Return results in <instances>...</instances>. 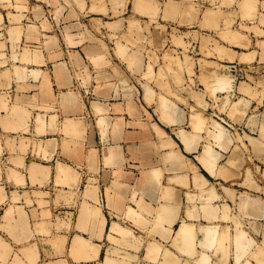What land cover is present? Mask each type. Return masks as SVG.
<instances>
[{
	"label": "rangeland",
	"instance_id": "1",
	"mask_svg": "<svg viewBox=\"0 0 264 264\" xmlns=\"http://www.w3.org/2000/svg\"><path fill=\"white\" fill-rule=\"evenodd\" d=\"M145 5L147 10L142 8ZM51 32L58 34L43 36ZM239 36H246L248 42ZM57 63L70 67L69 87L59 85L64 73L56 69ZM220 76L228 86L215 83L219 84ZM64 91L75 96L69 128L84 124L88 132L83 135L89 146L84 157L88 162H59L83 155L48 142L57 139L53 128L61 119V102H52L53 96H62ZM25 95L29 99L24 104ZM129 103L137 107L136 114L128 110ZM8 109L13 116L14 141L23 135L17 133L21 130L29 141L18 146L8 143L9 154L21 158L9 161L15 182L27 188L24 180L28 176L30 186L45 193V205L55 207L56 212L44 217L54 218L57 224L61 221L63 232L74 217L63 213L65 208H77L75 201H84L82 196L90 198L95 208L108 211L117 206L113 200L124 191L119 206L134 207L148 220L141 223L142 229L131 231L140 244L128 249L140 259L129 264H198V257L205 256L211 257H206L207 264H264V128L260 127L264 126V0H0V112ZM172 111L174 121L163 124L161 115ZM196 117L204 120L198 131L193 124ZM153 122L177 142V132L194 136L196 150L185 155L206 182L190 174L184 180L174 178L177 171L161 160L165 152L159 146L162 136L150 130L151 162L161 190L154 201L140 192L141 176L151 168L143 166L130 149L140 144L142 125L150 128ZM217 131L227 135L228 147L215 138ZM0 142L5 170L8 154ZM205 146L216 154L212 174L197 161L196 156L206 152ZM114 151L119 162L109 160ZM34 166L40 168L37 175L31 174ZM220 169L231 173L222 175ZM165 188L173 190L170 198L163 194ZM168 200L179 202L175 219L152 218L151 213L160 211ZM140 201L151 205V212L141 211ZM206 206L215 208L214 217L205 214ZM190 210H197V216L190 215ZM182 223L195 233L192 255L183 252L184 244L177 240ZM212 225L218 233L216 240H225L219 242L222 250L216 240L209 247L202 244L205 229ZM243 240L251 248L238 257L237 243ZM105 244L100 248L99 264H105L102 259L109 248L119 247L108 237ZM53 247L62 255L75 254L66 238ZM226 250L228 259L221 257ZM253 254L259 261L254 262Z\"/></svg>",
	"mask_w": 264,
	"mask_h": 264
},
{
	"label": "crops",
	"instance_id": "2",
	"mask_svg": "<svg viewBox=\"0 0 264 264\" xmlns=\"http://www.w3.org/2000/svg\"><path fill=\"white\" fill-rule=\"evenodd\" d=\"M11 28L13 29L14 27L12 26ZM57 34V32H51V34L48 35L44 33L43 36H45V38H49L57 36ZM130 61L135 65L137 64V61L135 62V59L133 58H130ZM58 67L59 70L62 69V72L64 73V80L59 85L63 87H69L71 82L69 71L70 67L68 66L66 68L63 63H57L56 69ZM215 83L222 87L228 86L226 84L227 80L223 81L222 83L219 82V84L216 81ZM53 97L54 98L52 102H61V119L57 125L55 123L53 128V132L58 136L57 139L54 138V140H48V142L52 143L53 145H59L60 150L66 146L69 148V151L80 152V155H83V158L81 159H76L77 157L68 159L66 157L67 159L60 160L59 162H88V160L84 157L86 156L87 151L85 149L89 148V146L83 137V135H86L88 132L86 131L83 121V127H77L74 129L69 128V121L72 120L70 115L73 113L71 108L75 109L72 107V102L75 96L73 98L71 93L64 91L62 96L58 95ZM27 98L29 99V96L25 95V97L22 99L24 104L27 102L25 100ZM45 101L50 102L48 99ZM128 105V110L133 114H136L138 110L134 103H129ZM171 114L174 115L173 111ZM161 118L162 116L160 119ZM12 119L13 116H11L9 109L7 112H0V141H2V146L4 145L5 147L6 155L8 154V156L5 157V170L3 168V162H0V264H99L97 261L100 259V248H105V241L107 237L110 240L112 239L116 241V246L119 245V247L117 246L118 248L115 249L109 248L106 255L102 259V263L129 264V262H133V259L136 257L139 260L140 255L136 254L135 251H130L128 249L135 248L138 244H140L138 241L139 237L133 235L131 231L142 229L145 226H142L141 223H148V220L146 219V216L144 217L141 215L140 212L134 207L127 209L125 206H119L121 200L120 198L125 197L124 191L120 193V198H118L116 201L113 200L114 204H117V206L115 207V205L112 206L110 204L113 209L111 208L108 211L98 207L95 208V203H93L90 198L82 196V200L84 199V201H75L76 204L79 205L77 208H65L66 210L63 213L74 215V217L71 218L70 228L64 232L59 228L61 226V221H58L57 224L54 218L49 219L48 217H44L51 211L53 214L56 212L55 207L50 206L48 208V206L45 205V202H47L45 193L38 190L34 186L31 187L28 176H25L26 179L24 181L28 186L25 188L19 184L20 182H15L17 178H15L12 174L13 164L10 162L11 160L14 162L15 156H19H17V154H9L11 147H9L8 143H13L17 146L20 143L22 145H27L29 143L23 130L17 132L23 135H21V137H17L16 141H14L15 137L13 136L14 132L12 131L14 125ZM161 122L166 124L162 119ZM150 130H153L160 137L162 136L159 146L165 152L163 156L164 158L162 157L161 160L163 162H168L170 168H172L174 171H177L174 178L184 180L187 178L188 174H190L192 177H194V179L199 177L204 182H206L205 177L198 173V168L196 172L192 171L191 164H196L193 163V161L191 162V160H189L185 155V152L194 153L196 149L193 151L186 150L180 139L177 142L166 132L164 128L153 122L150 123V128H143L142 125L139 134L141 142L137 147H131L130 149L133 155L138 157L140 163L143 166L151 168V171H145L141 176V181L139 184L141 193L150 199L152 198L154 201L161 190L158 185V181H156V170H154L152 165L153 162H151V157L154 155V149L148 142V139L151 136V133L149 132ZM73 134L78 136V138L73 140L69 136ZM192 137L194 136H190V138ZM166 138L170 139L169 141L167 140V142L171 143L173 147L175 146L176 150L172 148L171 145H163V142ZM143 155L144 157L142 159ZM168 155H171L172 157L168 158ZM109 157L110 161L119 162V155L116 151L112 152ZM7 158L10 160H7ZM19 160H21V158ZM39 172L40 168L37 166H34V168L31 170L32 175H37ZM219 172L225 176L231 173L226 169H220ZM162 192L167 198H170L173 190L171 188H165L162 190ZM249 203H254V200H249ZM137 206L141 209V211L151 212V205L144 201H140ZM205 208V214L207 216L214 217L215 208L211 206H206ZM248 208L252 211H255L252 205L251 207L248 206ZM159 210L160 211L158 212L156 211L155 213H151L152 218L155 217L165 221H173L179 210V202H172L171 200H168L160 205ZM189 213L190 215L194 216H197L198 214L197 210L193 212L190 210ZM147 214L149 215L150 213ZM121 216H124V218ZM137 222L139 226L136 225ZM181 226L188 229L190 228V226L186 223H182ZM181 226L178 230V234L180 233ZM156 229L161 231L159 230V227H156ZM112 230H114V232H112ZM64 238L69 241L70 251H75V254L62 255L59 251L60 249L53 247V245L55 246L57 242L60 243V241ZM177 240L181 241L185 248H188L186 242L182 241L180 236L177 237ZM78 242L83 243L86 246L85 249L80 250L76 246ZM190 242V247L192 249V238L189 240V245ZM202 244L205 247H209L212 243L205 245L203 242ZM247 244L248 242H244L243 240L238 242L237 246L242 248ZM181 250L185 252L183 248ZM57 251L58 253H56ZM93 252L96 253L95 256H92ZM112 255L118 256V258H111ZM78 256L81 257L79 258ZM172 263H175V261L172 260Z\"/></svg>",
	"mask_w": 264,
	"mask_h": 264
},
{
	"label": "bare ground",
	"instance_id": "3",
	"mask_svg": "<svg viewBox=\"0 0 264 264\" xmlns=\"http://www.w3.org/2000/svg\"><path fill=\"white\" fill-rule=\"evenodd\" d=\"M214 1V0H213ZM243 2H244V0H242ZM217 2V1H216ZM211 3H213V2H211ZM142 4V3H141ZM214 4V3H213ZM241 4H243V3H241ZM148 5H150V4H148ZM147 5H145L144 7H142L143 8V10L145 9V7H146ZM177 7V6H176ZM148 8H151V7H148ZM173 8V7H172ZM178 8V7H177ZM173 9H175V8H173ZM173 9H170V11L171 10H173ZM189 9V8H188ZM142 10V9H141ZM145 10H147V8L145 9ZM252 9H250L249 11H251ZM254 10H252L250 13H252L251 15L253 16L254 15V13L255 12H253ZM147 12H149V11H147ZM172 12L173 11H171V13L170 14H172ZM177 13H178V11H177ZM229 13V12H228ZM227 15V14H226ZM250 15V17H252ZM228 16H229V18H228ZM227 16V18H228V20L230 19V14ZM245 17V16H244ZM248 17H249V15H248ZM249 17V18H250ZM226 18V19H227ZM246 18V17H245ZM248 18V19H249ZM207 22V21H206ZM225 22H226V20H225ZM224 23V22H223ZM204 24V23H203ZM229 25V24H228ZM227 27V26H226ZM229 27V26H228ZM227 27V28H228ZM254 27V26H253ZM257 27V26H256ZM254 28L253 30L255 31V29H257L258 30V27L257 28ZM256 30V31H257ZM259 31H261V29L259 28ZM226 33H228V35H231V32L229 33V32H226ZM226 33H225V36H226ZM241 34H243V33H241ZM243 35H246V34H243ZM183 36V35H182ZM184 36H186V35H184ZM228 37V36H227ZM231 37H233V32H232V36ZM230 37V38H231ZM243 37V36H242ZM242 37H240L239 36V38H242ZM191 38H192V36H191ZM205 38V37H204ZM245 38L247 39V37L245 36ZM244 38V39H245ZM179 39V41H180V38H178ZM177 39V40H178ZM233 39V38H232ZM243 39V38H242ZM243 39V40H244ZM245 39V40H246ZM204 40V39H203ZM202 40V41H203ZM238 40V39H237ZM163 41V40H162ZM175 41V40H174ZM201 41V42H202ZM232 41V40H231ZM241 41V43L240 44H242L241 46H243V43H242V40H240ZM247 41V40H246ZM178 42V41H177ZM176 41L174 42V44L176 43L177 45H178V43H177ZM245 42V41H244ZM248 42V41H247ZM203 43V42H202ZM246 43V42H245ZM181 44H182V38H181ZM183 46H184V44H182ZM181 45V46H182ZM180 46V45H179ZM247 46V45H246ZM222 51H224V50H222ZM220 52V51H219ZM225 52V51H224ZM222 53V52H221ZM220 53V54H221ZM243 53V52H242ZM251 53V52H250ZM229 55L231 54V53H228ZM244 55H245V53H243ZM243 54H242V56H243ZM223 55H226L227 56V53L225 54H223ZM220 55H219V53H218V57H219ZM225 56V57H226ZM232 55H230V57H231ZM248 56H249V54H248ZM172 57H175V56H172ZM179 57V56H178ZM250 57H252V56H249V60H250ZM168 58H170V56L168 57ZM168 58H167V60H168ZM186 58V57H185ZM247 58V57H246ZM172 60V59H171ZM245 60V59H244ZM168 62V61H167ZM170 62V61H169ZM180 62V61H179ZM186 60H185V65H186ZM208 63H210V62H208ZM216 63V62H215ZM215 63H213V64H215ZM212 64V65H213ZM217 64V63H216ZM246 64V63H245ZM167 65H172V64H167ZM184 65V64H183ZM188 65V64H187ZM235 65V64H234ZM175 66V65H174ZM181 67V66H180ZM180 67H177L178 69H181L182 70V68H180ZM170 68H171V66H170ZM167 69H169V68H167ZM185 70V69H184ZM246 70V69H245ZM163 71V70H162ZM173 71V70H172ZM176 71V68H175V70H174V72ZM179 71V70H178ZM177 71V72H178ZM160 72V71H159ZM171 72V71H170ZM164 73V72H163ZM169 73V72H168ZM176 73V72H175ZM175 73H173L174 75H175ZM180 73H182L181 71H180ZM179 74V73H178ZM164 75V74H163ZM165 75L167 76V74L165 73ZM164 75V76H165ZM172 75V74H171ZM179 75H182V74H179ZM214 75H216V74H214ZM222 75V74H221ZM170 76V75H169ZM226 77L225 78H227V75H225ZM257 76V75H256ZM259 76V75H258ZM179 76L177 75L176 76V78H178ZM221 78H218L219 79V82H223V81H226V79L225 78H223V76H220ZM263 77V76H262ZM174 78H175V76H174ZM182 79V78H181ZM180 80V79H179ZM253 80V79H252ZM256 80V79H255ZM182 80H180V82H181ZM246 81V80H245ZM260 81H262V80H260ZM216 82H217V80H216ZM251 84V83H250ZM255 88V87H254ZM257 89V88H256ZM253 90V89H252ZM254 91V90H253ZM257 91V90H256ZM260 92H261V90H260ZM254 93H256V92H254ZM176 94V93H175ZM174 94V95H175ZM251 95H252V93H251ZM176 96V95H175ZM182 96V95H181ZM254 96V95H253ZM177 97V96H176ZM243 98V97H242ZM183 99V98H182ZM251 99V98H250ZM239 103V102H238ZM165 114H162L161 116H162V120L168 125V124H170V123H172L173 121H174V115H172L170 112H164ZM194 116H196V115H194ZM255 116H253V118H254ZM195 118V117H194ZM197 118V117H196ZM202 118H204V115H203V117ZM201 117H198L197 119H196V121H194L195 123H193V124H196V126L198 127L199 125H202L201 123H203L202 121H204L203 119H202ZM250 118V117H249ZM206 119V118H205ZM255 120L257 119V118H254ZM248 121V120H247ZM253 121V120H252ZM262 122H264V121H262ZM255 123H256V121H255ZM254 123V124H255ZM261 123V122H260ZM252 125H253V123H252ZM262 125H263V123H262ZM210 126H212V127H215L214 125H210ZM256 126H257V124H256ZM260 127H261V129H263L264 128V126H261V124H260ZM259 127V128H260ZM263 127V128H262ZM196 127H194V129H195ZM199 128L200 127H198V128H196V130L198 129L199 130ZM215 129V128H214ZM261 129H259L260 131H261ZM197 130V131H198ZM209 130V129H208ZM210 131V130H209ZM173 132V131H172ZM175 132V131H174ZM213 132H215V131H213ZM263 132H264V130H263ZM263 132H261L262 133V136H264V134H263ZM209 133V132H208ZM210 134H212V131H211V133ZM176 137H177V139L179 140H181V142H182V144H183V146H184V148L186 149V150H188V151H193V150H195L196 148H195V139H194V137H192V138H190V136H187L186 134H184V133H182V132H177L176 134ZM186 136V137H185ZM215 136V138L217 137V139H219V142L221 143V142H223V143H225V144H227L226 146L228 147V143H229V139L228 140H226V136H225V133H224V131H217L216 132V134L214 135ZM261 137V136H260ZM228 138V137H227ZM262 138H264V137H262ZM222 139H224V140H222ZM167 140L169 141L170 139L169 138H166L165 140H164V142H163V145L164 146H168V145H171V143H169V142H167ZM220 140H222V141H220ZM231 140V139H230ZM224 141H226V142H224ZM228 142V143H227ZM223 143H221V144H223ZM172 146V145H171ZM206 148H207V150H206V152L204 153V155L203 156H196L197 157V161L201 164V166L204 168V169H206L207 171H209V173L210 174H212L213 173V169H214V161H213V159L216 157V155L215 154H212V152L210 151V150H208V147L207 146H205ZM225 147V146H224ZM227 147H225V148H227ZM172 148H174L175 150H176V148H175V146L173 147L172 146ZM211 148V147H210ZM209 148V149H210ZM173 149V150H174ZM204 150H203V152L205 151V148H203ZM176 153V152H175ZM230 154H231V152H230ZM230 154H228V155H230ZM234 154H237V153H234ZM173 155V154H172ZM177 155V154H176ZM175 155V156H176ZM143 157H144V155L142 156V159H143ZM165 157H166V155H165ZM169 157H172L171 155H168V158ZM241 157V156H240ZM164 158V157H163ZM192 162V161H191ZM191 169H192V171H194V172H196V170H197V166L196 165H193V164H191ZM249 177V176H248ZM249 179V178H248ZM248 181H250V180H248ZM257 185V184H256ZM258 186V185H257ZM262 189V188H261ZM214 225H212L211 227H213ZM201 227H203V226H201ZM211 227H209V229H208V227H207V229H205V237H204V239H203V242L205 243V245L206 244H211L213 241H215L216 240V235L218 234H216L215 235V230H214V227L212 228V229H210ZM215 227H216V225H215ZM194 229V228H193ZM200 229V228H199ZM216 229V228H215ZM112 232H114V230H112ZM222 232V231H221ZM193 234H195L190 228L188 229V228H186V227H183V226H181V229H180V233L178 234V236H180V238L182 239V241H185L186 242V245L188 246V248L186 247H184L183 249H184V251L185 252H187V253H189V254H191L192 255V253H191V242H190V245H189V240H190V238H192L193 237ZM220 234V233H219ZM223 234V233H222ZM221 235V234H220ZM225 235H227V232H226V234ZM225 235H224V237H225ZM177 236V237H178ZM228 236V235H227ZM230 237V236H229ZM222 237H220V239H221ZM220 239H218V240H216V242L218 241V243L217 244H219V246L218 245H216L218 248H220V250H222L221 249V247H220V243H222V244H224V242L223 241H225V240H223V239H221V241H219ZM225 239V238H224ZM227 239H228V237H227ZM231 239V238H230ZM251 239V238H250ZM250 239H248V241H250ZM220 242V243H219ZM231 241H229V243H230ZM253 242V241H252ZM251 242V243H252ZM227 243H228V240H227ZM248 244H250V242L248 243ZM246 245V246H244V247H242V248H240V247H238L237 246V250H238V253L240 252V255H245L246 253H247V251L249 250V248H251L249 245ZM256 244V243H255ZM228 244H226V246H225V248H227L228 249V247L229 246H227ZM229 245H231V244H229ZM253 245H254V243H253ZM258 245V244H257ZM76 246L80 249V250H83V249H85V245L83 244V243H80V242H78L77 244H76ZM222 246V245H221ZM255 246V245H254ZM253 246V247H254ZM260 246V245H259ZM189 247H190V249H189ZM262 247V246H261ZM225 248H223V249H225ZM256 248H257V250L258 249H260V248H258L257 246H256ZM229 249H231V248H229ZM236 249V248H235ZM215 250V249H214ZM217 251V250H216ZM227 251V252H226ZM225 252V255L228 253V251L229 250H226ZM231 251V250H230ZM234 251V250H233ZM250 251V250H249ZM248 251V252H249ZM263 251V252H262ZM261 252L264 254V250H262ZM231 254L230 255H232V252H230ZM234 253V252H233ZM238 253H236V254H238ZM252 253H253V251H252ZM260 253V252H259ZM258 253V254H259ZM223 254V253H222ZM235 254V255H236ZM263 254H261L262 255V257L264 256ZM96 255V253H94L93 252V254H92V256H95ZM191 255H188V256H191ZM225 255H222L221 257H225L224 259H228L229 258V253H228V256H225ZM240 255H237L238 257L240 256ZM253 255H255L254 257H255V259H254V262H256L255 260H257L258 259V257L256 256V254H253ZM203 257H204V255H202ZM250 256V255H249ZM206 257L207 258H209L208 256H205V258L203 259V260H205V262L200 258V257H198L199 259H200V261H199V263H201V264H204V263H206L207 264V260H206ZM228 257V258H227ZM235 256H233V258H234ZM209 259H211V257L209 258ZM208 259V260H209ZM218 260H220V259H218ZM217 260V261H218ZM235 260H236V258H235ZM202 261V262H201ZM210 261V260H209ZM212 261V260H211ZM222 260H220V262H221ZM225 262H226V260H224ZM223 261V262H224ZM228 261V260H227ZM258 261H259V259H258ZM195 262H196V260H195ZM204 262V263H203ZM219 261H218V263H220ZM262 261H259V264L261 263ZM197 263H198V261H197ZM198 263V264H199ZM209 263V262H208ZM213 263H215V262H213ZM263 263H264V261H263ZM185 264H188L187 262H185ZM226 264V263H225Z\"/></svg>",
	"mask_w": 264,
	"mask_h": 264
}]
</instances>
